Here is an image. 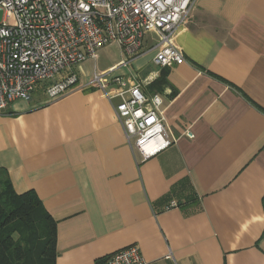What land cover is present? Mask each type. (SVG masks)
<instances>
[{"label":"crops","instance_id":"1","mask_svg":"<svg viewBox=\"0 0 264 264\" xmlns=\"http://www.w3.org/2000/svg\"><path fill=\"white\" fill-rule=\"evenodd\" d=\"M173 42L181 65L155 66L149 31L131 63L117 45L91 76L75 67L65 96L0 110V172L55 222V264H102L131 245L146 264H264V0H195ZM94 73L102 87L86 86ZM115 77L162 99L172 144L144 162L107 97Z\"/></svg>","mask_w":264,"mask_h":264},{"label":"built area","instance_id":"2","mask_svg":"<svg viewBox=\"0 0 264 264\" xmlns=\"http://www.w3.org/2000/svg\"><path fill=\"white\" fill-rule=\"evenodd\" d=\"M195 0H0V110L14 100L31 101L41 92L47 102L78 88L75 67L97 58L112 44L125 55L124 64L141 53L144 35L155 31L158 68L181 65L174 45L176 30L187 20ZM105 76L93 74L89 85L102 87ZM114 96H107L132 152L144 162L166 150L172 140L166 130L159 94L146 96L115 77ZM192 138L191 134H187ZM177 207L175 202L167 209ZM102 264H146L137 245L128 246Z\"/></svg>","mask_w":264,"mask_h":264},{"label":"trees","instance_id":"3","mask_svg":"<svg viewBox=\"0 0 264 264\" xmlns=\"http://www.w3.org/2000/svg\"><path fill=\"white\" fill-rule=\"evenodd\" d=\"M165 84L162 70L151 88ZM55 258V222L34 192L16 194L0 172V264H55Z\"/></svg>","mask_w":264,"mask_h":264},{"label":"rangeland","instance_id":"4","mask_svg":"<svg viewBox=\"0 0 264 264\" xmlns=\"http://www.w3.org/2000/svg\"><path fill=\"white\" fill-rule=\"evenodd\" d=\"M2 20V12L0 11V21ZM98 60L96 62L97 68L104 69L107 67L111 61L115 60L119 56L118 47L116 44L109 45L97 51ZM85 67V71L88 73L89 76L92 74V61H87L86 63L82 64ZM35 94H33L34 96Z\"/></svg>","mask_w":264,"mask_h":264}]
</instances>
